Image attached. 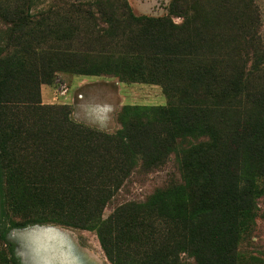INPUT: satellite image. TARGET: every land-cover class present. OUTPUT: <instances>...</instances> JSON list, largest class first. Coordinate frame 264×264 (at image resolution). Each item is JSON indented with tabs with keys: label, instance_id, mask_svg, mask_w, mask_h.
<instances>
[{
	"label": "trees",
	"instance_id": "1",
	"mask_svg": "<svg viewBox=\"0 0 264 264\" xmlns=\"http://www.w3.org/2000/svg\"><path fill=\"white\" fill-rule=\"evenodd\" d=\"M32 3L0 0V264L15 260L8 230L45 223L94 232L111 264H236L264 198L255 0H171L157 18L126 0ZM65 73L158 86L166 103L94 130L41 103Z\"/></svg>",
	"mask_w": 264,
	"mask_h": 264
},
{
	"label": "rangeland",
	"instance_id": "2",
	"mask_svg": "<svg viewBox=\"0 0 264 264\" xmlns=\"http://www.w3.org/2000/svg\"><path fill=\"white\" fill-rule=\"evenodd\" d=\"M126 1L136 16L154 18L167 16L171 2ZM51 2L52 0H33L32 10H44ZM255 2L260 15L259 34L264 46V0ZM173 21L179 23L178 19ZM2 32L0 23V40ZM146 91L148 92L145 93ZM149 91L148 87L123 84L115 78L73 76L65 73L57 75L52 84L42 85L40 96L42 104L67 106L73 122L94 130L113 133L120 127L116 122V114L122 106L165 105L161 90L156 96ZM109 121L112 122L111 127L100 130L99 127L105 126ZM161 176L159 174L152 179L157 182ZM147 188L146 186L143 190ZM133 193L139 196L142 190L137 189ZM109 213L110 210H105L103 217H107ZM6 238L13 245L14 264H111L106 259L94 232L87 230L45 223L8 230ZM1 248L6 252L4 246ZM184 264L195 263L191 258L185 257ZM236 264H264V198L258 201V212L249 219H242Z\"/></svg>",
	"mask_w": 264,
	"mask_h": 264
},
{
	"label": "crops",
	"instance_id": "3",
	"mask_svg": "<svg viewBox=\"0 0 264 264\" xmlns=\"http://www.w3.org/2000/svg\"><path fill=\"white\" fill-rule=\"evenodd\" d=\"M141 87H143V88L148 87L149 90H150L149 92L152 93V94L154 93L155 96L158 95L160 93V90H161L158 86H154V85H141ZM147 92L148 91H146L145 93H147ZM146 102H147V100H146ZM111 124H112V122L109 121V122L106 123L105 126L103 125L102 127L100 126L99 128H100V130H102L103 128H106V130H107V128L111 127ZM99 128L97 127V129H99Z\"/></svg>",
	"mask_w": 264,
	"mask_h": 264
}]
</instances>
